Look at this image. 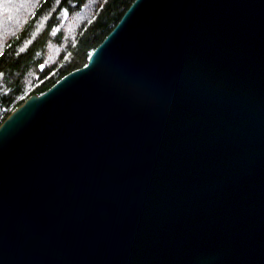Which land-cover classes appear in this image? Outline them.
Segmentation results:
<instances>
[{
    "label": "water",
    "instance_id": "water-1",
    "mask_svg": "<svg viewBox=\"0 0 264 264\" xmlns=\"http://www.w3.org/2000/svg\"><path fill=\"white\" fill-rule=\"evenodd\" d=\"M0 264H264V0H134L18 105Z\"/></svg>",
    "mask_w": 264,
    "mask_h": 264
},
{
    "label": "trees",
    "instance_id": "trees-1",
    "mask_svg": "<svg viewBox=\"0 0 264 264\" xmlns=\"http://www.w3.org/2000/svg\"><path fill=\"white\" fill-rule=\"evenodd\" d=\"M134 0H0V123L87 64Z\"/></svg>",
    "mask_w": 264,
    "mask_h": 264
}]
</instances>
